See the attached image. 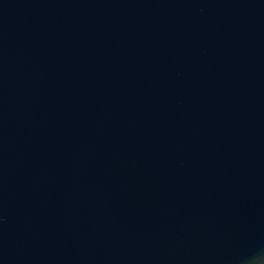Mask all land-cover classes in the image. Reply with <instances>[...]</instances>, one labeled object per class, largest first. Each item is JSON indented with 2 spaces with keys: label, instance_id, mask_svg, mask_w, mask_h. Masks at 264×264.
<instances>
[{
  "label": "water",
  "instance_id": "1",
  "mask_svg": "<svg viewBox=\"0 0 264 264\" xmlns=\"http://www.w3.org/2000/svg\"><path fill=\"white\" fill-rule=\"evenodd\" d=\"M0 264H264V0H0Z\"/></svg>",
  "mask_w": 264,
  "mask_h": 264
}]
</instances>
